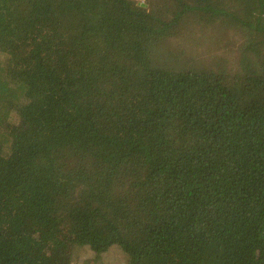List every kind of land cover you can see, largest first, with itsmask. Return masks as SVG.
<instances>
[{
  "label": "trees",
  "instance_id": "16d2710c",
  "mask_svg": "<svg viewBox=\"0 0 264 264\" xmlns=\"http://www.w3.org/2000/svg\"><path fill=\"white\" fill-rule=\"evenodd\" d=\"M161 1L0 0V264H264V0Z\"/></svg>",
  "mask_w": 264,
  "mask_h": 264
},
{
  "label": "rangeland",
  "instance_id": "374dc122",
  "mask_svg": "<svg viewBox=\"0 0 264 264\" xmlns=\"http://www.w3.org/2000/svg\"><path fill=\"white\" fill-rule=\"evenodd\" d=\"M131 2V4L137 8V9H141V10H148V11H155L161 15L164 12V10L161 8V0H129ZM202 33H194L193 35V40L191 41V37H188L185 41L188 47H198V45L201 47V45H206L207 47H209V53L211 52L213 46H214V42H210V35L211 34H215V33H207L205 35H200ZM217 34V33H216ZM215 34V35H216ZM214 52V51H213ZM217 54H221V52L217 53ZM66 161V165L69 166L68 168L71 169V167L74 164V161H72L71 159L65 160ZM68 169V170H69ZM141 173H143V171L140 170ZM84 176V174H82L81 178L82 179ZM89 184L91 185L90 188V192L95 195L96 197H98L101 200H106L110 193L115 191V186H111V188L105 187V185L100 184L96 181H94L93 179H91L89 181ZM107 186V185H106ZM8 188L7 184L3 181L2 179V175L0 173V193L2 192L3 197L5 202L8 203L9 205L14 204L15 202H17V198L18 195H16L15 193H3L4 190H6ZM138 210L139 211H145L146 210V201L145 198H142L140 205L138 206ZM65 214L68 215V217H66L65 219H63L61 221V227H59V231H58V235L59 238L61 239V237H63L65 235V233L68 232V229L72 228L73 223L71 222L70 219L71 218V214H69L67 211H65ZM74 225L76 226L77 230L81 232L82 235H86L85 239H89V235H95L97 233H99L100 230H98V228H89V226L84 225L81 222H74ZM14 225H11L10 228H12ZM8 227V226H7ZM10 228H6V236L3 235V238H7V241L9 244H13L15 242V239H13V231ZM30 231L29 229L26 231L28 232ZM91 239V238H90ZM53 244H55L54 242H52ZM73 244V243H72ZM72 244L69 246V249H67L66 251V260H60V264H77L78 261V257H79V252L76 249H72ZM51 248H54V246H51Z\"/></svg>",
  "mask_w": 264,
  "mask_h": 264
}]
</instances>
